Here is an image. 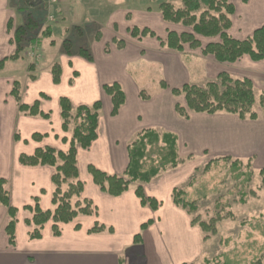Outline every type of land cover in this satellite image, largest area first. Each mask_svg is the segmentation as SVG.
Returning <instances> with one entry per match:
<instances>
[{"label":"crops","instance_id":"crops-1","mask_svg":"<svg viewBox=\"0 0 264 264\" xmlns=\"http://www.w3.org/2000/svg\"><path fill=\"white\" fill-rule=\"evenodd\" d=\"M12 1L0 0V179L5 180L10 205L17 213L15 245L11 246L4 231L7 209L0 208V264H205L210 240H203L201 230L191 225L190 215L173 204L172 191L185 190L196 171L215 160L228 158L250 166L253 172L263 170L264 115L256 107L255 120L226 113H189L183 118L176 113L175 105H184V100L173 96L172 89L186 84L203 86L215 81L219 74L229 75L232 71L237 78L250 80L255 94L264 92V58L252 61L243 56L233 63H219L202 54L203 48L217 38L196 37L200 47L192 49L185 44L182 52L169 49L162 44L168 32L180 35L190 30L164 22L158 9L147 10L148 6L141 5L129 8L131 0H91L89 17L86 8L76 6V26L80 31L76 35L81 34L85 42L66 38L58 50L57 44L50 43L48 47L41 41V61L29 71L27 51L17 60L9 59L16 52L14 31L24 22V15ZM227 2L234 7L227 31L231 38L243 41L264 26V0ZM41 5L40 9L45 10L46 6ZM102 14L104 19L99 17ZM132 28L148 29L154 36L132 37ZM68 29L65 26V34L60 30L62 38ZM56 32L51 29L46 40L55 39ZM80 50L87 51L92 59L86 60ZM54 64L61 71L57 84L51 74ZM150 72L159 76L157 89L147 93L144 77ZM201 73L205 76L198 79ZM14 82L20 85L22 104L39 102V111L47 117L18 112L11 97ZM115 83L125 100L113 116L111 98L103 87ZM60 98L68 99L73 108L101 103L97 138L89 148H78L76 154L78 180L83 184L80 199L90 201L94 213L59 224L58 237L52 235V222H48L41 230V238L30 240L33 228L25 222L32 219L33 213L25 208L33 209L37 201L42 211L54 210L51 177L55 168L23 166L19 157L31 156L46 147L68 151L74 124L67 132L62 130ZM145 130L175 135L181 161L177 168L161 172L142 185L147 197L161 203L154 212L142 207L135 196L138 183L112 197L100 191L88 171L93 167L109 176H122L128 165V148ZM36 134L42 138L33 140ZM149 220L153 223L141 231L140 226ZM96 223L103 225L105 232L90 234ZM110 228L113 233L109 234ZM137 234L141 235L139 244L134 243Z\"/></svg>","mask_w":264,"mask_h":264},{"label":"trees","instance_id":"trees-1","mask_svg":"<svg viewBox=\"0 0 264 264\" xmlns=\"http://www.w3.org/2000/svg\"><path fill=\"white\" fill-rule=\"evenodd\" d=\"M40 0H13L12 4L17 11L24 15V22L17 26L14 31V42L16 52L10 60H17L23 49L33 46L36 42L40 44L43 39L51 36V29L46 28L41 35V39H34L33 35L39 30L40 14L33 10L32 6ZM175 0H167L158 5V11L164 22L173 25H181L188 28L191 33L177 34L168 32L167 40L162 43L169 49L179 52L183 51V45L188 44L190 48L200 47L196 37L217 38L215 42L207 44L202 54L210 55L219 63H233L243 56H248L252 61H260L264 58V26L255 30L252 35L243 41L231 38L227 31L230 27V17L234 13V7L227 0H180L182 7L174 8ZM150 10V8H147ZM35 13V14H34ZM132 37L139 35L145 36L154 34L148 29L139 31L137 28L130 30ZM120 42H118L119 44ZM80 55L90 61L91 55L85 50L79 51ZM2 62L0 63L1 66ZM34 66L30 65L28 70L33 71ZM60 67L54 64L51 69L53 83L57 84L60 77ZM32 79V76H30ZM104 92L111 98V114L116 115L118 109L124 104V94L118 84H112L103 87ZM175 97H182L184 105L177 103L175 105L176 113L183 118H187L189 113H205L214 115L217 113L232 114L239 119L255 120L258 117L256 107L264 115V92L256 98L253 85L246 78L233 79L228 74H219L215 81L208 82L203 86L183 85L181 88L172 89ZM11 97L17 104L20 114L30 117H47L39 111V102L31 106L22 104L21 88L19 83L14 82L11 91ZM60 117L62 121V130L68 131L69 125L74 124L72 137L67 152H58L52 148H41L35 150L31 156L21 155L19 163L23 166H49L55 168L51 177L53 185L51 203L54 210L42 211L35 201V207L32 209L26 207L25 210L33 213L30 221H26L27 226L33 229L29 233L30 240L41 238V230L48 222H52V235L58 237L60 231L59 224H68L79 216H91L94 213L92 203L88 200L80 199L83 190V184L78 180L76 154L77 149H87L97 138V127L101 103L95 102L91 106H78L73 108L70 101L66 98H60ZM42 136L33 135V140H39ZM223 160H228L225 158ZM181 161L177 153V137L171 133H159L155 130H145L137 134L135 140L128 148V165L122 176H109L93 167H89V174L92 176L93 183L97 185L101 192L117 197L125 193L130 185L138 183L135 188V196L139 199L142 207H147L151 211H156L161 203L154 198L147 197L143 191L142 185L150 183L161 172L168 169H175ZM210 162L204 169L209 170ZM241 165L235 161L231 164L233 169ZM261 178V190L264 191V169L259 171ZM244 179V184L250 182L251 175H240ZM6 182L0 179V208L7 209L8 221L5 226V234L11 246L15 245V226L17 210L11 207L9 194L5 190ZM254 195V193H252ZM171 199L176 207L186 211L189 215L197 212L195 202L188 201L187 193L183 189H174ZM241 204L245 203L244 195L241 198ZM233 219L232 217H230ZM225 218L217 216L210 222H202L199 219L191 221L192 226H198L204 237L209 239L210 235L216 234L215 224ZM149 220L140 226L141 231L146 230L151 224ZM105 227L96 223L89 230L90 234H99L105 232ZM107 232L113 233V230L107 229ZM134 243H141V235L134 236ZM205 264H210L208 260ZM217 264H221L218 263ZM223 264H232L226 262ZM250 264H261L257 259Z\"/></svg>","mask_w":264,"mask_h":264},{"label":"rangeland","instance_id":"rangeland-1","mask_svg":"<svg viewBox=\"0 0 264 264\" xmlns=\"http://www.w3.org/2000/svg\"><path fill=\"white\" fill-rule=\"evenodd\" d=\"M166 1L131 0L128 7L133 8L141 5L142 8L148 6L155 10L158 9L159 3ZM41 2L46 6L45 10L40 9L42 7V5L39 6ZM90 2L91 0H55L52 3L53 5L47 7L48 1L40 0L38 5L32 6L33 10L36 8V11H40L39 30L37 34L33 35V38L36 40L41 39L42 32L49 27L57 31L55 33L56 38L51 40L43 39V46L49 47L50 43H53L57 44V48L60 50L62 42L66 38L70 39V37L74 41H78V43L85 42L84 39H80L81 34L76 35L78 32L80 33L79 27L76 26V6L86 8L89 17ZM171 3L174 8L182 7L180 0H175ZM47 14L53 16V22H47ZM78 15L82 16L81 11ZM103 15L105 14L99 17L104 19ZM65 26H69L68 34L66 32L67 36L62 38L60 30H63L65 34ZM80 30L84 31V27H80ZM26 51H28V48L23 49V52ZM150 73L144 77V84L149 87L146 90L147 93H150L154 88L157 89L156 81L159 76V73ZM204 74L201 73L198 79L205 76ZM229 76L233 79H239L232 71L229 72ZM197 77L198 74H196ZM152 81L154 85H151ZM161 82L162 79H159L158 85ZM257 94L259 95L261 92H256ZM258 95L256 98H258ZM232 163L230 160H215L206 172H204V169L208 164L206 166L203 165L196 171L193 179L185 188L188 201L195 202L197 206V212L190 215L191 221L197 218L202 222L208 223L216 219L217 216L225 218L215 224L216 234L209 237L210 247L206 252V257L210 264H217V262L221 264L226 262L250 264L257 259L260 261L264 259V191L261 190V178L258 173L251 170L250 166L241 164L237 169H233L231 167ZM242 174L245 176L251 175L250 182L247 185L244 184V179L240 177ZM242 195H244L245 199L244 204L240 202Z\"/></svg>","mask_w":264,"mask_h":264},{"label":"built area","instance_id":"built-area-1","mask_svg":"<svg viewBox=\"0 0 264 264\" xmlns=\"http://www.w3.org/2000/svg\"><path fill=\"white\" fill-rule=\"evenodd\" d=\"M52 3H54V0H49V5H51ZM46 20L47 22H52L53 21V16L47 14L46 16ZM28 56L30 58V60L32 61L33 64H38L41 60V54L39 51V48L37 45L31 46Z\"/></svg>","mask_w":264,"mask_h":264}]
</instances>
